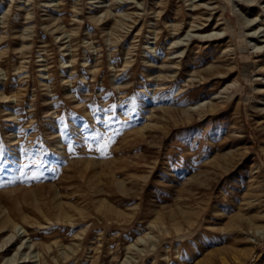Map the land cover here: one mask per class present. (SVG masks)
<instances>
[{"label": "rangeland", "instance_id": "rangeland-1", "mask_svg": "<svg viewBox=\"0 0 264 264\" xmlns=\"http://www.w3.org/2000/svg\"><path fill=\"white\" fill-rule=\"evenodd\" d=\"M257 28L264 0H0V264H264Z\"/></svg>", "mask_w": 264, "mask_h": 264}, {"label": "bare ground", "instance_id": "bare-ground-1", "mask_svg": "<svg viewBox=\"0 0 264 264\" xmlns=\"http://www.w3.org/2000/svg\"><path fill=\"white\" fill-rule=\"evenodd\" d=\"M244 23L245 25H251L256 19H253V20H247L246 18H244ZM255 23V22H254ZM261 28H257V29H254V32L253 33H249V35L253 38H257V39H260V38H263L261 41L264 42V34L260 35L261 31H260ZM210 35V34H209ZM218 36H220L221 34L220 33H217ZM253 48H258V49H261L263 48V46H260L258 45L257 43L253 44ZM257 49V50H258ZM13 236V235H12ZM7 242V241H6ZM8 244V243H7ZM28 255V254H27ZM16 260V258H15ZM10 264V263H9ZM12 264V263H11Z\"/></svg>", "mask_w": 264, "mask_h": 264}]
</instances>
